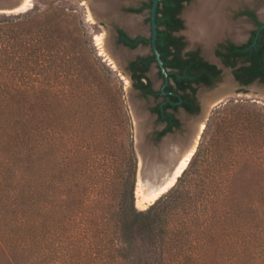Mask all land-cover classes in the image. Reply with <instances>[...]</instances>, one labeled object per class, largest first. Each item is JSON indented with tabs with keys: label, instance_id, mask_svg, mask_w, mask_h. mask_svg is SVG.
<instances>
[{
	"label": "trees",
	"instance_id": "obj_1",
	"mask_svg": "<svg viewBox=\"0 0 264 264\" xmlns=\"http://www.w3.org/2000/svg\"><path fill=\"white\" fill-rule=\"evenodd\" d=\"M181 1L158 7L157 47L165 67L176 69L166 92L145 74L154 54L130 65L143 94L163 97L151 107L167 121L159 138L180 125L181 105L198 112L193 84L211 85L216 68L195 51L182 55L180 39L160 28L182 26ZM57 14L0 19V264H264V193L222 186V157L195 189L181 176L148 208L136 206L133 144L126 160L114 158L128 119L111 100L80 89L84 69L61 54ZM251 60L241 67L252 74L239 75L245 84L264 66L257 55ZM61 95L80 108L64 107ZM99 167L102 176H92ZM116 171L120 184L111 188L103 174Z\"/></svg>",
	"mask_w": 264,
	"mask_h": 264
},
{
	"label": "rangeland",
	"instance_id": "obj_2",
	"mask_svg": "<svg viewBox=\"0 0 264 264\" xmlns=\"http://www.w3.org/2000/svg\"><path fill=\"white\" fill-rule=\"evenodd\" d=\"M134 1L136 4H139L144 0H119L117 6L118 13L124 3ZM194 1L192 0L185 7L184 13L193 5ZM237 1L254 6L259 11L261 19L264 20V0ZM237 1L230 4L236 5ZM92 8L91 0H29L26 7L22 10L0 12V19L31 13L32 16L30 17L37 16L39 20L44 21L55 12L58 13L57 16H60L61 19L58 29L60 30L59 35L62 38L59 40L65 46V48H62L64 52H61V54L68 59L81 62V68L84 69L81 72H79L80 70L77 71L81 74V78L78 75L82 80L80 89L83 92L87 91L93 96L100 94L106 97L107 100H111L115 103L118 111H122L128 119V124L126 126L123 125L124 130H121V133L118 134V141L121 143L116 150L117 158H114L117 161L122 158L126 160L128 145L130 142L133 144L136 159L134 189L137 190L141 153L136 148V117L133 114V107L140 108L142 115L146 117V122L149 123H144L148 128L146 139L149 143L147 145H151L154 149L157 147V150L166 137L173 136L177 140L179 136H185L187 130H184L182 126L186 121L189 124L193 123L195 125L198 119L181 108L177 112V116L182 120L180 128H176L160 138L157 136V132L164 126V123L158 121L150 109L152 105L157 103V100L153 96H143L134 86L131 72L127 67L122 65L123 61L148 54L151 51L150 46L144 45L137 48H126L114 43L110 30L113 26L121 25L120 19L117 16L112 21L104 17L101 18L96 15V12ZM149 14V9H146L142 13L132 15L137 19L140 30L148 37L150 36ZM121 16L123 15L121 14ZM184 20L186 21V19ZM188 29L189 26L186 25L181 34L190 40L191 37L188 34ZM97 36H100L103 40L104 51L102 50V46L97 43ZM106 37L110 39L112 50L116 53L120 51L119 58L121 64H118L109 55L106 48ZM194 43L195 46L201 47L202 45L199 42ZM211 53L210 51L209 53L206 52V55L209 56ZM63 74L61 72V75ZM148 74L154 86L159 89L163 83V79L159 74L158 68L154 65ZM262 89H264V80L253 83L251 89H240L236 93H231V95L216 105L210 106L211 108L204 118V127L200 130L194 154L185 168L186 173L181 175V185L186 186L187 189H195L201 185L200 179L203 175H209L215 169H218L220 157H222V161H226L227 164L226 168L222 165V171L219 172L226 182L224 183L223 181L221 183L222 186L227 184L228 187L235 191L252 189V191L261 192L259 195L264 193V93H262ZM131 90L135 92L132 101L130 97ZM80 91L78 90V92ZM57 101L63 103L64 107L71 104V106H78L77 108H80L78 102L71 103L73 100L69 99L67 101L63 95ZM139 118L142 119V117ZM236 124H238V129H240L239 132H234ZM249 124H252L253 128H248ZM75 125L80 126L79 124ZM230 131L233 132L231 133ZM89 137H94V134H90ZM103 139H94L92 140V144L97 146ZM247 142L249 145H247ZM234 156L236 157L234 158L235 160H229V157ZM101 169L99 167L92 173V176L101 175ZM104 175L110 176L109 183L111 188L117 187L120 184L121 174L119 172L116 171L113 175L107 172ZM135 204L138 205L137 192Z\"/></svg>",
	"mask_w": 264,
	"mask_h": 264
},
{
	"label": "flooded vegetation",
	"instance_id": "obj_3",
	"mask_svg": "<svg viewBox=\"0 0 264 264\" xmlns=\"http://www.w3.org/2000/svg\"><path fill=\"white\" fill-rule=\"evenodd\" d=\"M161 1V0H160ZM160 1L158 4V7L160 5ZM192 0H182L181 1V7L179 11L176 13V17L181 20L182 26L179 28H170L161 26V29H167V31L170 32V35L175 38H179L182 43V49L181 54H185L187 51H195L197 54L202 57L204 60H207L209 63L214 64L216 66L215 68V74H213V83L211 85H207L204 83H194L193 85L196 87V92L194 93V99L195 104L198 106V112L201 109V102L198 96L199 89L203 86L210 87L214 85L215 82L222 80L225 76L228 74H233L237 80L240 81L239 75L243 78H249L252 74L247 73L243 68H241L243 65L251 64L252 58L254 55H257L261 58V62L264 64V20L261 19L259 11H257L254 6H252L249 3H242L238 2L236 5L228 4L226 6V12L228 11L227 15L228 18L230 17V20H232L235 24H239L243 28V33L241 35V38H237L234 36L233 31H227L221 38L217 39L213 46L211 47L210 52L211 55H206V50L203 46V43L194 40L190 38L188 40L185 36H183L181 33L186 28V25L188 26L187 18L185 17V7L190 4ZM152 4L153 0L147 1L144 0L143 2L136 4L134 2L124 3L119 9L118 14H122L123 16H129L128 18H134L132 15H137L139 13H142L146 9H149V21H150V36H146L144 32H142L139 28V25H137L136 29H132L129 25V23H126L121 15H115L120 19L121 25L113 26L110 30V33L113 36L114 43L121 45L126 48H137L144 45H149L151 48V51L146 55H139L136 58L130 59L127 61V69L131 72V75L133 77V73L130 69L131 62L133 60H136L139 57H146L148 55L154 54L156 57V60L153 61L149 67V69L145 72L146 76L151 82L152 88L156 90H161L162 93H165V86L169 82H173V80L169 77L170 72L176 70L171 67H165L164 61L162 60L161 54L157 47V38H158V22H157V16H158V7H157V13H156V23H157V36H156V47L160 54V58L163 62V67L167 71V76L162 71V66L159 64V61L157 59L156 52L153 48V29H152V20H151V11H152ZM231 5V7H230ZM118 11V10H117ZM115 16H112L110 18H105L109 21H112L113 18H116ZM121 16V17H120ZM101 17V16H100ZM186 19V21L184 20ZM137 20V19H136ZM139 24V23H138ZM143 40H147V42H142ZM133 42H137L136 46H130ZM194 42L201 43L200 46H195ZM106 45L110 46L112 48L110 39L106 37ZM109 48V49H110ZM213 48V49H212ZM174 49V48H173ZM257 52V54H256ZM110 53V52H109ZM209 53V52H208ZM169 57H173L172 54L169 55ZM230 63H234V65H231ZM156 66L158 68L159 74L163 79V83L159 89H157L150 76L149 71L152 69L153 66ZM255 80H264V66L257 69L255 72ZM134 79V78H133ZM254 80V81H255ZM135 82V79H134ZM241 82V81H240ZM135 86V85H134ZM136 87V86H135ZM137 88V87H136ZM137 90L143 95V96H153L157 103L162 100L163 97L156 98L152 94H143L142 90L140 88H137ZM156 103V104H157ZM155 104V105H156ZM179 104H182V100H179ZM154 106V105H152ZM151 106V107H152ZM150 107V109H151ZM183 108L187 113L190 114H197L191 113L185 109L184 106H180L177 111H175V117L179 119L180 125L175 128H180L182 125V120L177 116V112ZM172 110V109H169ZM156 115V114H155ZM157 116V115H156ZM199 120V118H198ZM197 120V121H198ZM159 121V120H158ZM161 122V121H160ZM162 123L167 125V121H162ZM164 126V127H165ZM163 127V128H164ZM162 128V129H163ZM161 129V130H162ZM173 129V130H174ZM172 130V131H173ZM159 132V131H158ZM157 132V135H158ZM171 132V131H169ZM168 133V132H167ZM166 133V134H167Z\"/></svg>",
	"mask_w": 264,
	"mask_h": 264
},
{
	"label": "bare ground",
	"instance_id": "obj_4",
	"mask_svg": "<svg viewBox=\"0 0 264 264\" xmlns=\"http://www.w3.org/2000/svg\"><path fill=\"white\" fill-rule=\"evenodd\" d=\"M236 1L195 0L193 5L186 11L185 16L189 26L188 34L192 39L202 42L207 53L211 50L214 42L221 38L227 31H233L235 37L241 38L243 28L230 20V17L228 18L227 15L228 11L226 12V6ZM28 2L29 0H13V4L8 6L4 0H0V10L10 12L19 11L25 8ZM118 3L119 0H91L92 9H94L96 15L104 18H110L118 14ZM123 20L129 23L132 29L137 28L138 21L135 18L125 17ZM96 39L104 51L103 40L100 36H97ZM106 48L108 53L110 52L109 55L118 64H121L119 58L120 51L116 53L108 45H106ZM224 86L230 87L228 82ZM220 89L225 90L223 87ZM214 101L210 99L206 101V105L210 107ZM140 114L142 119L136 116V125L138 120L143 125L146 122V117L142 115L141 111ZM195 125V131L190 135L188 144H184L181 139L175 140L176 138L173 136H168L163 140L158 150L157 147L154 149L150 145H146L147 152L143 153L140 151L141 162L136 190L137 204L139 207L144 206L141 208H145L149 203L156 201L162 194V191L168 185L172 184L180 172L188 166L191 156L196 149L200 130L204 127V118L200 117Z\"/></svg>",
	"mask_w": 264,
	"mask_h": 264
},
{
	"label": "water",
	"instance_id": "obj_5",
	"mask_svg": "<svg viewBox=\"0 0 264 264\" xmlns=\"http://www.w3.org/2000/svg\"><path fill=\"white\" fill-rule=\"evenodd\" d=\"M4 1L6 2V4L8 6H10V5L13 4V0H4ZM159 1L160 0H153L152 11H151V20H152V29H153V48H154V50L156 52V55H157V59L159 61V64L162 66V71L167 76L168 73L165 70V68L163 67V62H162V60L160 58V54H159V52L157 50V47H156V36H157L156 13H157V7H158V4H159ZM0 12H10V11L0 10ZM101 18H103V17L101 16ZM122 65L126 67L127 61H123L122 62ZM258 81H260V80L257 79V80H255L253 82H250V83L245 84V83H242L239 80H237L236 77L233 74H228L222 80H219V81L215 82L214 85H212L210 87H207V86L201 87L199 89V92H198V96H199V99H200V102H201V109H200V112L199 113L192 114V116L194 118H197V119L200 118V117L205 118L206 115L208 114V111L210 110V108L212 106L216 105L218 102H220L221 100H223L226 97H228L229 95H231V93L238 92L240 89H245V90L251 89L252 84L253 83H258ZM227 82L230 85V87L229 86L228 87H225L224 86ZM222 87L225 90H221L220 88H222ZM261 91H262V93H264V89L261 90ZM134 94H135V92L133 90H131V96H130L131 97V101H132V98H133ZM221 95H223V96L221 97ZM210 99L215 100L211 107H209V106L206 105V101H208ZM140 111H141L140 109H137L136 107H133V114L135 115V117L136 116L137 117H140L139 116V115H141L140 114ZM151 112H150V114H151ZM142 125H143L142 122L140 120H138V123L136 125V132H137V127H138V132H137V135H136V148H137L138 152L141 151L143 153H146L147 150H146L145 147L147 145L146 144L147 143V139L146 138L148 136L147 135L148 134V128H147V126H145L146 124H144L143 126ZM163 125L165 126V124H163ZM195 126L196 125H194L193 123H190L189 124V122H187V121L182 126V128L184 130H187V132L185 133V136H179V139H181L184 144H188V142L190 140V135L193 134V132L195 131V128H196ZM148 143H149V141H148ZM184 170L185 169H183V171L180 172L179 176L176 178V180L172 184L168 185L162 191V194L159 197H161L164 193L168 192L177 183L179 177H181V175L183 174ZM135 197H136V189H135ZM153 203H150V205L153 204ZM150 205H148L145 208H141V207H138V208H140V209H146ZM136 206H138V205H136Z\"/></svg>",
	"mask_w": 264,
	"mask_h": 264
}]
</instances>
